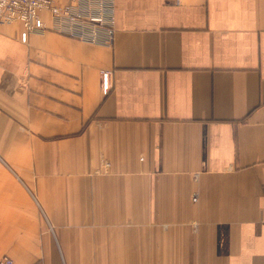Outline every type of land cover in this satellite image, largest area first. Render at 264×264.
Wrapping results in <instances>:
<instances>
[{
    "label": "crops",
    "instance_id": "obj_1",
    "mask_svg": "<svg viewBox=\"0 0 264 264\" xmlns=\"http://www.w3.org/2000/svg\"><path fill=\"white\" fill-rule=\"evenodd\" d=\"M42 15L0 25V257L264 264V0H114L108 45Z\"/></svg>",
    "mask_w": 264,
    "mask_h": 264
},
{
    "label": "built area",
    "instance_id": "obj_2",
    "mask_svg": "<svg viewBox=\"0 0 264 264\" xmlns=\"http://www.w3.org/2000/svg\"><path fill=\"white\" fill-rule=\"evenodd\" d=\"M114 0H0V23L22 25L21 42L30 33L46 28L42 13L51 19L53 30L91 43L110 44L114 32ZM103 91L110 88L107 72L101 79ZM3 255L0 264H13Z\"/></svg>",
    "mask_w": 264,
    "mask_h": 264
},
{
    "label": "rangeland",
    "instance_id": "obj_3",
    "mask_svg": "<svg viewBox=\"0 0 264 264\" xmlns=\"http://www.w3.org/2000/svg\"><path fill=\"white\" fill-rule=\"evenodd\" d=\"M16 24H18L20 26V33H21V31L23 29L22 25L19 22H17ZM0 25H10V24H2V23H0ZM19 37H20V34H19ZM20 41H21V39H20ZM102 74H103V72H101V79H102Z\"/></svg>",
    "mask_w": 264,
    "mask_h": 264
}]
</instances>
